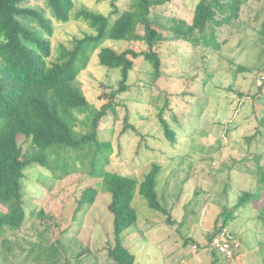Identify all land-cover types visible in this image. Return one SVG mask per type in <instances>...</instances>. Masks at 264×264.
I'll use <instances>...</instances> for the list:
<instances>
[{
    "label": "rangeland",
    "instance_id": "374dc122",
    "mask_svg": "<svg viewBox=\"0 0 264 264\" xmlns=\"http://www.w3.org/2000/svg\"><path fill=\"white\" fill-rule=\"evenodd\" d=\"M24 1L44 8L54 23L48 62L56 60L62 48H71L76 37L96 33L88 22L75 17L77 11L88 8L110 15L114 8V0H75L73 17L64 23L53 18L46 0ZM134 1L115 0L120 11L131 9ZM197 1L172 0L152 9V17L167 16L171 8L180 9L187 16ZM116 17L117 14L111 15L112 20ZM263 23L264 0H249L237 24L220 30L219 39L227 42L220 52H207L204 58L209 60L207 64L198 59L200 52L193 53L191 61L184 60L187 53L195 50L187 43L184 46L178 42L161 43L157 51L163 60L162 76L153 80L152 65L143 56L136 58L128 81L130 89L115 97V112L108 108L101 116L98 139L113 144L107 170L140 180L153 163L163 166L157 189L163 197L162 204L171 210L173 223L149 207L136 192L133 204L137 220L122 233L124 245L135 254V264H213L216 258L217 264H264V212L261 211L264 182L263 189L256 194L260 201L240 207L229 222V228L240 242L233 260L229 262L219 253L214 255L207 247L208 233L219 218L223 222V208L235 211L243 189L255 190L264 178V172L258 167L259 162L264 166V95L257 96L254 102L252 98L258 92L260 70L264 66ZM103 46L121 52L131 47V43L107 40L90 51L89 62L78 76L88 106L70 109L65 116L78 131L87 132L92 128L93 112L110 101L106 94L117 88L122 77L121 68L100 63L98 52ZM237 64L252 70L238 72ZM206 67L214 72L210 81ZM190 77L198 81L191 88L195 94L183 95ZM204 82H207L205 87ZM239 92L244 94L243 99ZM168 98L171 105L165 117L177 132L173 143L165 137L158 118L160 107ZM174 112L179 118L176 122L171 117ZM126 122L134 124L138 131L125 130ZM257 128L260 134L255 136ZM19 140L26 151L31 149L30 141L24 136ZM45 153L46 166L33 164L25 171L22 188L26 194L27 219L17 233L7 232L11 240L8 250L1 249L0 239V264H64L66 260L82 263L85 259L82 264H116L109 256V249L115 244L113 214L108 208L111 194L103 190L101 178L92 176V172L105 171L101 152L95 158L93 147L85 158L80 150L53 145ZM77 163V171L56 177V172L72 170ZM90 185L98 186L100 193L93 204L78 209L77 200ZM0 209L6 210V207L0 204ZM41 210L54 214L60 223L51 221L48 230L42 232ZM57 236L63 238L56 240ZM14 237L18 238L17 244ZM84 247L85 255L78 259Z\"/></svg>",
    "mask_w": 264,
    "mask_h": 264
},
{
    "label": "trees",
    "instance_id": "16d2710c",
    "mask_svg": "<svg viewBox=\"0 0 264 264\" xmlns=\"http://www.w3.org/2000/svg\"><path fill=\"white\" fill-rule=\"evenodd\" d=\"M248 1L199 0L187 16L183 15L180 9L171 8L170 13L160 19L158 15L152 17V9L172 0H135L131 4V9L123 11H120L114 0L112 14H117L114 20L111 18L112 14L82 8L75 13V17L88 22L96 33H86L83 37H76L71 48H62L59 57L48 62L47 58L52 54L50 37L54 34L55 26L51 17L46 15V10L27 5L24 0H0V204L6 207V210L0 209L2 250H8L11 242L7 232L17 233L16 231L23 227L27 219V209L24 208L26 194L22 188L26 169L33 164L46 166L48 156L45 150L53 145L70 148L72 151L80 150L85 158L95 147V158L101 152L105 171L104 173L92 172V176L101 178L103 190L111 194L108 208L113 214L115 244L109 249V256L116 264L136 263L135 254L124 245L122 240V233L137 220V209L133 204L136 192L138 191L147 201L149 207L165 215L167 222L173 223L171 210L169 206L162 204L163 197L157 189L158 176L163 166L153 163L151 169L140 180L135 176L107 170L106 166L113 152V144L109 140L98 139L99 120L108 108H112L115 112L113 102L115 97L130 89L128 81L135 67L136 58L143 56L152 65L153 80H158L163 73V60L157 47L164 42H178L182 46H184L183 43H187L195 50L191 51L192 54L187 53L184 60L191 61L194 57L193 53L200 52L198 59L206 64L209 63V60L204 59L208 56L207 52L218 53L227 42V39H219L220 30L237 24L241 18L242 8ZM46 3L53 18L64 23L72 19L76 6L75 0H46ZM107 40L131 43V47L121 52L109 46L101 47L98 52L100 63L109 68H121L122 77L117 88L113 87L112 92L106 94L110 101L93 112L92 128L87 132L78 131L65 120V116L70 109L88 106V99L78 76L89 62L90 51L95 50ZM133 45H138V48H133ZM143 45H146V48H140ZM207 67L204 70L207 71L208 81H210L213 79L214 72H209ZM237 70L248 72L252 68L237 64ZM260 72L262 75L258 79V92L252 95L253 102L256 101L257 96L264 95V66ZM196 83L198 81L194 77L187 78L183 95L195 94L191 88ZM206 84L207 82L202 83L203 87ZM229 88L232 90L233 85ZM239 94L243 99L244 94L241 92ZM169 105H171L170 98L160 107L158 118L165 137L173 143L177 139V132L165 117V111ZM254 108V110L259 109ZM177 115V112L171 115L174 122L179 119ZM262 120L264 121V117ZM124 129L138 131V128L129 122H126ZM259 134L257 128L253 135ZM20 136L30 141V150L26 151L21 145ZM32 151L35 152L31 153ZM83 162L84 160L82 167ZM78 167L77 163L72 170L61 173L58 171L56 177H64L77 171ZM258 167L264 172L261 162ZM259 181L261 186L255 190L243 189L235 203V211L228 207L223 208L221 212L223 222H220V218L217 220L215 228L207 235L209 241L212 236L225 228L229 229L238 240L237 235L229 228V222L236 216L235 212L240 207L251 201H260L256 194L263 189L264 178ZM99 193L98 186L86 187L77 200L78 209L82 205L93 204ZM261 208L264 212V205ZM39 214L43 225L42 232L48 230L51 221L54 224L60 223L55 220L54 214H47L43 210L39 211ZM62 238L63 236H57L55 239ZM13 241L17 244L18 238L14 237ZM209 241L207 247L213 251L214 255L221 254L211 248ZM86 246L90 247V245ZM196 246L195 251L198 250V245ZM85 252L84 247L79 252L78 259H81ZM218 260L216 258L213 264H217ZM82 263L80 260L74 263L66 260L64 264Z\"/></svg>",
    "mask_w": 264,
    "mask_h": 264
},
{
    "label": "built area",
    "instance_id": "2783aa9c",
    "mask_svg": "<svg viewBox=\"0 0 264 264\" xmlns=\"http://www.w3.org/2000/svg\"><path fill=\"white\" fill-rule=\"evenodd\" d=\"M209 245L211 248L220 252L227 261L231 262L235 257L236 248L240 246V243L230 230L225 228L218 234L212 236ZM194 248H197V246L195 245Z\"/></svg>",
    "mask_w": 264,
    "mask_h": 264
}]
</instances>
